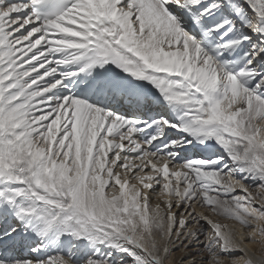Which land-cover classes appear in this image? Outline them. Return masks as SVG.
I'll return each instance as SVG.
<instances>
[{
    "label": "snow or ice",
    "instance_id": "1",
    "mask_svg": "<svg viewBox=\"0 0 264 264\" xmlns=\"http://www.w3.org/2000/svg\"><path fill=\"white\" fill-rule=\"evenodd\" d=\"M0 264H264V0H0Z\"/></svg>",
    "mask_w": 264,
    "mask_h": 264
},
{
    "label": "bare ground",
    "instance_id": "2",
    "mask_svg": "<svg viewBox=\"0 0 264 264\" xmlns=\"http://www.w3.org/2000/svg\"><path fill=\"white\" fill-rule=\"evenodd\" d=\"M21 255H22V256H26L27 253L24 252V254H23V253L21 252ZM232 255H233V256H239V255H242V253H240V252H234V253H232Z\"/></svg>",
    "mask_w": 264,
    "mask_h": 264
}]
</instances>
